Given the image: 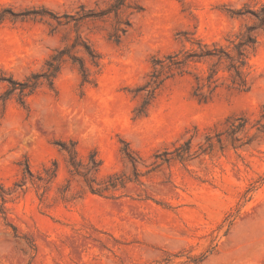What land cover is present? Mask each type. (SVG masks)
<instances>
[{
  "label": "rangeland",
  "instance_id": "1",
  "mask_svg": "<svg viewBox=\"0 0 264 264\" xmlns=\"http://www.w3.org/2000/svg\"><path fill=\"white\" fill-rule=\"evenodd\" d=\"M112 2L0 0V96L66 46L95 80L66 60L53 89L0 101V185L23 184L0 198V264H264V0H126L117 18L76 21ZM24 11L44 17L10 20ZM259 20L249 91L204 101L191 76L174 77L136 116L154 60L195 40L227 47ZM76 41L100 56L98 74ZM62 142L83 162L96 154L94 188H116L91 194Z\"/></svg>",
  "mask_w": 264,
  "mask_h": 264
},
{
  "label": "trees",
  "instance_id": "2",
  "mask_svg": "<svg viewBox=\"0 0 264 264\" xmlns=\"http://www.w3.org/2000/svg\"><path fill=\"white\" fill-rule=\"evenodd\" d=\"M112 4L103 11L98 13L85 12L78 14L76 21H96L102 20L109 15H113L117 18L121 9L125 6L126 0H112ZM139 10L136 11L138 13ZM4 13V12H3ZM10 14L11 21H23V20H36L37 18H43V12L29 11ZM5 14H0V22L5 18ZM65 19L71 16H64ZM259 26H245L235 36L236 41L226 40L228 46L224 47L217 43L212 45L205 44L200 40H195L190 43V47L182 49L176 53L169 54L162 59H156L152 62V71L148 75V80L144 86L137 90L142 94V101L136 108L135 113L138 117H144L147 112V108L154 99L157 91L161 88L164 82L174 77L191 76L194 80V92L193 95L199 97L201 100L210 99L218 89L222 86H226L228 89L237 90L238 92H247L250 89V83L248 80V62L249 55L252 54L256 48L259 38V30L262 29V20H259ZM59 23V22H58ZM66 22L65 24H68ZM126 27H130L126 24ZM123 33L126 30L122 31ZM114 42L118 43L119 39L114 38ZM72 49L79 48L80 51L86 56L91 67L95 70V74L100 71V56L92 49L87 43L78 44L76 41L71 45ZM69 60L70 63L76 68L82 84H93L94 78H92V72L85 66V63L69 54L67 46L61 50H55L48 60L45 62L43 68L39 72L31 73L24 80L18 82L9 78L7 80L8 86L4 94L0 96V101L5 103L11 95H17V103L24 107L25 99L33 95L41 86H46L49 89H53L55 80L60 73L63 63ZM193 71L195 73H193ZM239 120L238 125L232 126L233 134L241 132L246 122ZM60 150L67 156V163L70 168V174L81 177L84 181L88 191L93 195H100L102 192L108 190H114L116 184L112 182V177H108L104 182L102 188H94L95 178L100 167V160L96 157V154L92 153L88 155L86 162H83L77 154L73 143H59ZM176 157L183 158V152L176 150ZM55 167V163H53ZM25 172L29 176L30 170L28 165H25ZM55 170L50 174H47V178L50 179L54 176ZM22 183L15 184L13 190H4L0 185V198L4 201L5 195H10L17 189H21ZM0 215L4 218V212L0 209ZM15 231V229L13 228Z\"/></svg>",
  "mask_w": 264,
  "mask_h": 264
}]
</instances>
